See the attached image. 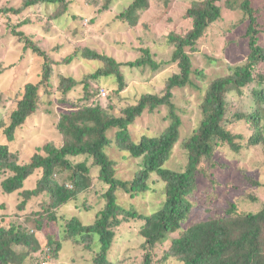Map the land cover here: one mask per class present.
Returning <instances> with one entry per match:
<instances>
[{
    "label": "rangeland",
    "instance_id": "rangeland-1",
    "mask_svg": "<svg viewBox=\"0 0 264 264\" xmlns=\"http://www.w3.org/2000/svg\"><path fill=\"white\" fill-rule=\"evenodd\" d=\"M131 1L111 0L105 9L102 7L104 0H66L67 8L53 18L52 5L34 4L13 13L2 9L21 7L23 0H0V143H8L9 149L16 151L21 161L30 160L35 152L45 155L42 149H38L45 143L54 146L64 144L66 138L56 129L57 118L61 113L99 104L109 115H121V109L135 103L140 95L161 94L166 78L179 71L176 62L170 61L174 44L169 42L168 34L184 35L191 28L192 19L187 15V9L201 0H149L148 8L137 11L136 24L129 25L116 17ZM218 3L222 5L220 18L207 26L193 46L185 48L191 60L190 83L173 88L172 101L181 125L179 137L163 164L166 168L177 171L185 168L187 151L183 143L202 119L200 105L210 82L231 74L233 67L247 61L250 51L245 36L247 18L240 9L225 7L224 0ZM252 4L258 11V25L263 30L258 36V44L264 48V0H253ZM13 28L23 30L44 51L45 57L38 56L30 48H24V42L12 33ZM84 48L113 57L119 63L124 88L119 89L114 73L96 78L87 76L104 67V63L84 57L81 54ZM145 49L154 60L161 63L157 70H152L149 65L136 67L126 64L144 56ZM69 57L71 59L68 61ZM44 59L48 61L50 72L48 79L39 83L37 108L16 128L13 140L8 141L2 129L9 123L10 113L24 85L27 82L38 83L42 78ZM252 72L264 75V62H258ZM64 76L84 82L63 94L59 84L60 78ZM263 87L264 79L262 83L255 79L241 91L231 89L225 93V127L241 135L236 140L241 147L234 151L228 145L217 142L211 157L204 158L198 164L195 187L189 195L193 211L184 222V228L197 221L226 215L231 203L236 209L229 213L230 216L242 211H257L264 203V148L261 143L249 142L250 135L257 132L258 127L250 126L248 120L236 118V113H250L260 106L264 107L263 102L257 103L254 95ZM98 88L106 92L104 97L100 94L101 90L99 94H92ZM169 121L168 108L164 105L152 112L145 110L128 125L130 139L136 142L142 135L157 136ZM116 130H107L110 141L104 150L114 161L116 176L130 180L141 168L142 157H133L118 147ZM259 130L264 132L262 124ZM67 157L72 164L85 161L91 181L87 190L52 209L55 220L50 219L41 206L50 201V197L43 193L32 196L26 210L16 213V192L4 194L0 190V214L5 213L3 216L7 220L15 221L21 229L33 233L43 244L49 234L61 242L56 258H49L46 264H92L94 250L88 252L80 244L73 243L64 232V220L77 216L81 222L91 223L105 204L102 193L107 186L98 179V168L90 156L80 154ZM62 170L57 171L55 178L58 177L61 183H70L65 178L67 170ZM5 174V171H0V181ZM38 175L40 172L28 177L24 187L34 185ZM149 183L150 188L143 196L132 198L121 189L117 190L118 201L124 206L133 204L146 213L153 211L164 200V183L154 173ZM142 222L140 219L122 221L114 228L115 234L107 253V258L113 264H143V237L139 234ZM34 223L41 227V231ZM177 235L178 231L170 237ZM169 245L170 240H167L153 248L152 264H180V261L172 258L161 261V255ZM13 248L16 253L26 249L22 245Z\"/></svg>",
    "mask_w": 264,
    "mask_h": 264
},
{
    "label": "trees",
    "instance_id": "trees-1",
    "mask_svg": "<svg viewBox=\"0 0 264 264\" xmlns=\"http://www.w3.org/2000/svg\"><path fill=\"white\" fill-rule=\"evenodd\" d=\"M110 1L104 0L102 7L106 9ZM218 1L222 0L194 2L187 9V15L192 19L191 28L184 35L168 34L169 42L174 44L170 61L176 62L179 71L166 78L161 94L140 95L135 103L123 107L121 115L118 116L109 115L99 104L61 113L57 118L56 129L66 138L64 144L54 146L45 143L38 148L42 149L45 155L35 152L28 161H21L18 153L9 149L8 143H0V171L6 172L0 181V190L4 194L16 192L18 196L16 213L26 210L32 196L43 193L50 197V201L42 203L41 206L47 211L49 218L55 220L54 208L69 202L90 186L91 176L88 175L89 167L85 161L72 164L67 157L84 154L92 158L99 171L98 179L107 186L102 193L105 204L91 223H83L77 216L65 219L64 232L73 243L80 244L84 250L88 252L94 250L92 264H113L107 258V253L115 234L114 228L122 221L135 219L143 221L139 230L143 237V264H152L153 248L167 240H170V245L161 255L162 262L172 258L180 261V264H264V203L257 211H242L230 216L229 213L236 209L231 203L226 215L197 221L186 228L183 227L193 211L189 195L195 187L198 164L204 158L211 157L217 142L228 145L234 151L241 147L236 141L241 135L234 134L225 127L227 122L225 93L231 89L241 91L255 79L258 83H262L264 79V75L252 72L258 62H264V48L258 44V36L263 30L258 25V11L252 4L253 0H224L225 7L240 9L247 18L245 36L250 49L247 61L233 67L231 74L213 79L208 85L200 105L202 119L183 143L187 151L185 168L177 171L163 166L179 137L181 125L180 116L172 101L173 88L190 83L191 60L185 48L193 46L207 26L220 18L222 5ZM34 4L52 5L53 18L61 15L67 8L66 0H23L21 7L3 8L2 11L18 13ZM148 5L149 0H132L116 18L129 25H135L138 21L137 11L148 8ZM12 33L24 42V48H30L38 56L45 57L44 51L34 44L23 30L13 28ZM144 53V56L126 64L136 67L149 65L152 70H157L161 63L154 60L147 49ZM81 54L104 63V67L87 76L96 78L114 73L119 89L124 88L119 63L113 57L89 48H84ZM47 63L48 61L44 59L40 81L27 82L21 90L20 98L10 113V121L2 129L8 141L13 140L16 128L36 110L39 83L49 77L50 67ZM80 82L84 80L78 81L70 76L61 77L59 90L64 94ZM99 89L93 90L92 94H99ZM254 95L258 104L264 103V87ZM161 105L168 108L170 121L167 127L157 136L142 135L138 141H132L128 125L143 111L152 112ZM236 118L248 120L250 126L258 127L257 132L250 135L249 142L261 143L264 148V132L259 130L262 124L264 131V107L260 106L250 113H236ZM111 128H117L115 141L120 149L133 157H142L141 168L130 180L116 176L114 161L104 150L110 141L106 132ZM62 169L67 170L65 178L70 183L67 181L61 183L58 177L55 178L57 171H63ZM39 172L35 184L24 188L25 180ZM152 173L158 175L164 183V200L153 211L146 213L133 204L124 206L118 201L116 191L119 189L132 198L143 196L150 188L149 178ZM254 183L261 184L256 181ZM3 214L5 213L0 214V264H46L49 258H56L61 248L58 239H53L49 234L43 244L33 233L21 229L18 223L7 220ZM34 225L41 231L38 224ZM176 231L178 235L170 237ZM16 245L25 246L26 249L22 253H16L13 248Z\"/></svg>",
    "mask_w": 264,
    "mask_h": 264
},
{
    "label": "built area",
    "instance_id": "built-area-1",
    "mask_svg": "<svg viewBox=\"0 0 264 264\" xmlns=\"http://www.w3.org/2000/svg\"><path fill=\"white\" fill-rule=\"evenodd\" d=\"M100 94H101L102 96H104V95L106 94V92H105V91H103V90L101 89V92H100Z\"/></svg>",
    "mask_w": 264,
    "mask_h": 264
},
{
    "label": "clouds",
    "instance_id": "clouds-1",
    "mask_svg": "<svg viewBox=\"0 0 264 264\" xmlns=\"http://www.w3.org/2000/svg\"><path fill=\"white\" fill-rule=\"evenodd\" d=\"M101 89H102V88H100L99 90H101ZM105 95H106V94H105ZM105 95H104V96H105ZM104 96H103V97H104ZM23 186H25V185H23ZM24 188H25V187H24Z\"/></svg>",
    "mask_w": 264,
    "mask_h": 264
}]
</instances>
